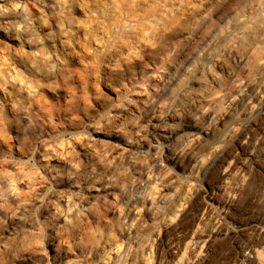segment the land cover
I'll use <instances>...</instances> for the list:
<instances>
[{"label":"clouds","instance_id":"clouds-1","mask_svg":"<svg viewBox=\"0 0 264 264\" xmlns=\"http://www.w3.org/2000/svg\"><path fill=\"white\" fill-rule=\"evenodd\" d=\"M0 264H264V0H0Z\"/></svg>","mask_w":264,"mask_h":264},{"label":"rangeland","instance_id":"rangeland-1","mask_svg":"<svg viewBox=\"0 0 264 264\" xmlns=\"http://www.w3.org/2000/svg\"><path fill=\"white\" fill-rule=\"evenodd\" d=\"M209 184L211 185V180L209 181Z\"/></svg>","mask_w":264,"mask_h":264}]
</instances>
